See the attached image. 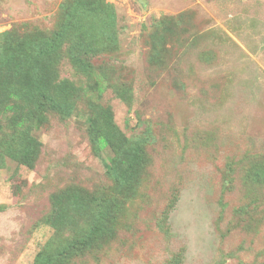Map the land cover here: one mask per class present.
Returning a JSON list of instances; mask_svg holds the SVG:
<instances>
[{"label": "rangeland", "instance_id": "374dc122", "mask_svg": "<svg viewBox=\"0 0 264 264\" xmlns=\"http://www.w3.org/2000/svg\"><path fill=\"white\" fill-rule=\"evenodd\" d=\"M74 1L0 0V34L53 32ZM103 1L116 39L100 58L132 93L129 105L107 89L101 103L146 147L130 193L116 188V241L75 264H264V0ZM90 115L82 103L35 131V168H0V264H34L58 188L113 193Z\"/></svg>", "mask_w": 264, "mask_h": 264}, {"label": "trees", "instance_id": "16d2710c", "mask_svg": "<svg viewBox=\"0 0 264 264\" xmlns=\"http://www.w3.org/2000/svg\"><path fill=\"white\" fill-rule=\"evenodd\" d=\"M114 29L113 6L103 0H77L53 32L19 36L13 29L0 34V168H6L8 159L35 168L43 143L34 132L49 126L53 117L68 119L83 103L91 112L94 150L106 155V175L114 186L111 193L108 185L89 189L71 182L54 191L40 221L53 233L34 264H75L98 255L118 236L120 193L132 190L146 146L144 140L122 134L112 109L101 103L105 91L112 89L131 104V87L116 75L113 64L100 58L113 51ZM66 67L72 77L63 75ZM166 218L165 213L162 220Z\"/></svg>", "mask_w": 264, "mask_h": 264}, {"label": "water", "instance_id": "95a60500", "mask_svg": "<svg viewBox=\"0 0 264 264\" xmlns=\"http://www.w3.org/2000/svg\"><path fill=\"white\" fill-rule=\"evenodd\" d=\"M143 6H146L148 3V0H138Z\"/></svg>", "mask_w": 264, "mask_h": 264}]
</instances>
